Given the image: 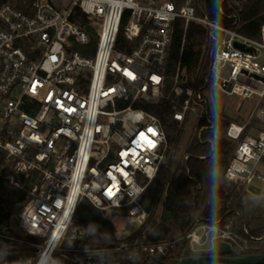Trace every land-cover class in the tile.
Instances as JSON below:
<instances>
[{"label": "built area", "instance_id": "1", "mask_svg": "<svg viewBox=\"0 0 264 264\" xmlns=\"http://www.w3.org/2000/svg\"><path fill=\"white\" fill-rule=\"evenodd\" d=\"M224 1L218 11L225 15ZM76 10L86 23L74 19ZM225 16L228 24L198 14L191 0H0V173L11 167L8 183L26 195L18 229L40 240L1 234L33 253L0 264H162L181 238L195 255L213 252L218 242L238 256L260 253L264 236L201 216L170 241L113 235L90 248L61 246L66 237L86 240L73 225L83 198L112 216L117 206L141 207L169 149L160 118L147 108L162 100L172 103L178 121L200 111L202 141L216 137L218 116L204 89L212 97L215 90L238 97L235 110L253 101L248 119L226 126L235 146L223 176L243 185L264 180L257 169L264 163V24L251 36L239 30L236 11ZM176 20L184 33L189 23L203 28L210 43L208 75L198 90L185 84L183 45L167 74ZM207 130L212 138L202 139Z\"/></svg>", "mask_w": 264, "mask_h": 264}, {"label": "trees", "instance_id": "2", "mask_svg": "<svg viewBox=\"0 0 264 264\" xmlns=\"http://www.w3.org/2000/svg\"><path fill=\"white\" fill-rule=\"evenodd\" d=\"M198 14L207 15L220 23L228 24L230 20L225 16L236 11L238 14L239 30L247 35L255 36L264 24V0H225L222 2L224 14H220L218 7L221 0H191ZM75 18L84 24L86 16L76 10ZM73 19V18H72ZM184 35V42L182 43ZM121 38V34L118 39ZM95 38H91L94 46ZM183 45L180 65L187 74L186 83L194 90L200 89L208 75L210 62V43L206 32L195 23H189L184 33L183 23L174 22L167 74L174 72L179 49ZM172 85L166 80V90ZM182 99V97L180 98ZM161 120L167 133L169 149L165 162L146 187L140 200V205L147 214L144 222L127 239L161 240L178 238L191 227L197 216L207 222L222 219L229 221L232 228L242 232L246 228L254 236H264V210L254 196L243 192V184L227 181L223 176V169L230 159L235 143L226 136L228 122L218 121L216 137L212 138V131L202 133V141L197 135L187 143L184 155L174 164L176 153L179 151L180 138L183 133L185 120L173 118V105L169 100H162L158 105L147 107ZM205 123L200 120L198 125ZM12 173L7 166L0 173V235L9 234L18 239L34 241L31 236H20L15 232H7L11 218L25 200V193L8 183L7 176ZM103 211L95 208L86 198L77 205L73 225L85 230L87 242L68 240L67 248H90L99 246V242H109L103 230L111 236H117L120 231L131 226L132 219L128 208L116 207L113 211ZM111 220V221H110ZM96 241L95 243H91ZM89 243V244H88ZM93 244V245H92ZM90 245V246H89ZM30 249L13 240L0 237V259H21L29 255ZM258 252H264V248ZM214 253H202L211 254ZM237 251L233 255H239ZM195 255L186 247L185 239L176 242L170 254L163 259L168 264H176L178 259Z\"/></svg>", "mask_w": 264, "mask_h": 264}, {"label": "rangeland", "instance_id": "3", "mask_svg": "<svg viewBox=\"0 0 264 264\" xmlns=\"http://www.w3.org/2000/svg\"><path fill=\"white\" fill-rule=\"evenodd\" d=\"M184 77H185V79L187 78V74L186 73H184ZM203 93H205V97L208 100V105L210 106V108L212 109L213 106H215L217 108V110H218V112H217V115H218L217 116V122L221 121V120L222 121L224 120L226 122H230V121H232L234 119V117H235L234 121L236 120V121H242L243 122L246 119H248L249 111H250L251 107L253 106V101H251V100L250 101H245L243 106L239 110L235 111V108L237 107L238 97H236L234 95L224 94L223 92H221L219 90H215L213 92V97L210 96L211 92L207 91L206 89L203 90ZM199 113H200L199 110L196 111V112L190 113L184 119L185 120V124H184V127H183V133H182L181 138H180L179 151L176 153V159H175L174 164H177L178 162H180L181 157H182V159H185V157H184L185 155H184L183 152L185 150V147H186L187 143L197 133L196 126L198 125V122H200ZM255 133H256L255 129H252L250 131L251 135H253ZM257 169L264 176V163H260L257 166ZM243 192H245V194H247L248 196H254L260 202L262 210H264V180L255 177L250 183L244 185ZM18 211H19V208L15 211L14 215L11 218L10 228H12L13 232L17 233L18 235L26 236L17 227V214H18ZM112 217L113 216H111V219H112ZM221 222L222 223H230L229 221L223 222L222 219H221ZM140 223L141 222L133 220L132 223H131V226L126 228L125 230L120 231V233L117 236L119 238H125L126 239V237L128 235H130V233H132L134 230H136L138 228ZM103 233L107 237L109 236L108 238H111L110 237L111 234L106 232L105 229L103 230ZM173 239L174 238H165V239H161V240L170 241V240H173ZM22 240L28 241V242L40 243V240L36 239V238H35L34 241L27 240V239H22ZM68 240H69V238L66 237L64 239V241L62 242L61 246L62 247H67L66 243L68 242ZM84 242H87V240H85ZM91 243H95L96 244V241H93ZM106 243L107 242H104V241L103 242H99V244H106ZM32 253H33L32 250H30L29 254H32Z\"/></svg>", "mask_w": 264, "mask_h": 264}, {"label": "water", "instance_id": "4", "mask_svg": "<svg viewBox=\"0 0 264 264\" xmlns=\"http://www.w3.org/2000/svg\"><path fill=\"white\" fill-rule=\"evenodd\" d=\"M12 231V228H8ZM234 250L226 243L218 242L213 254H197L181 257L176 264H264V252L232 255ZM168 264V263H162Z\"/></svg>", "mask_w": 264, "mask_h": 264}, {"label": "bare ground", "instance_id": "5", "mask_svg": "<svg viewBox=\"0 0 264 264\" xmlns=\"http://www.w3.org/2000/svg\"><path fill=\"white\" fill-rule=\"evenodd\" d=\"M117 207H124L128 208V214L132 220L142 222L144 217L146 216L145 212L141 209V207L137 204V202H133L126 206H117Z\"/></svg>", "mask_w": 264, "mask_h": 264}, {"label": "flooded vegetation", "instance_id": "6", "mask_svg": "<svg viewBox=\"0 0 264 264\" xmlns=\"http://www.w3.org/2000/svg\"><path fill=\"white\" fill-rule=\"evenodd\" d=\"M211 254H213V253H211ZM233 255V254H232ZM234 256H238V255H234Z\"/></svg>", "mask_w": 264, "mask_h": 264}, {"label": "snow or ice", "instance_id": "7", "mask_svg": "<svg viewBox=\"0 0 264 264\" xmlns=\"http://www.w3.org/2000/svg\"><path fill=\"white\" fill-rule=\"evenodd\" d=\"M152 146H154V144Z\"/></svg>", "mask_w": 264, "mask_h": 264}, {"label": "crops", "instance_id": "8", "mask_svg": "<svg viewBox=\"0 0 264 264\" xmlns=\"http://www.w3.org/2000/svg\"><path fill=\"white\" fill-rule=\"evenodd\" d=\"M236 111V110H235ZM235 118V117H234Z\"/></svg>", "mask_w": 264, "mask_h": 264}]
</instances>
